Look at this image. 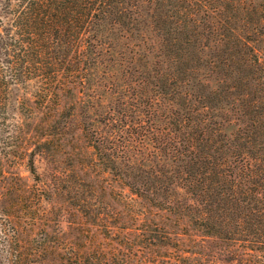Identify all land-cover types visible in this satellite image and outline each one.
Segmentation results:
<instances>
[{
	"label": "trees",
	"instance_id": "16d2710c",
	"mask_svg": "<svg viewBox=\"0 0 264 264\" xmlns=\"http://www.w3.org/2000/svg\"><path fill=\"white\" fill-rule=\"evenodd\" d=\"M148 1L164 55V64L152 68L149 90L141 83L148 71L139 70L141 80L126 74L139 69L133 55L124 63L123 57L104 62L110 49L101 29L107 23L137 29L139 0H3L0 14L10 19H0V109L11 86L30 80L35 101L59 104L100 66L110 84L137 90L107 116L109 134L123 137V164L130 170L122 192L130 203L125 218L135 225L103 240L82 232V241L74 243L44 206L47 194L18 178L3 186L0 200V264H190L203 255L197 248L203 237L197 236L229 241L238 264H264V0ZM214 2L217 27L229 34L216 37L217 51L205 58L200 49L207 42L169 35L171 15L177 21L183 18L179 9ZM208 64L217 74L214 84L194 74ZM33 155L31 150L27 167L38 180ZM237 164L244 170L240 176L233 170ZM176 184L202 209L172 210L170 202H155L152 195L162 191L167 198ZM137 198L169 207L183 228L167 229L151 218L150 208L137 210ZM185 238L192 247L184 248Z\"/></svg>",
	"mask_w": 264,
	"mask_h": 264
},
{
	"label": "rangeland",
	"instance_id": "374dc122",
	"mask_svg": "<svg viewBox=\"0 0 264 264\" xmlns=\"http://www.w3.org/2000/svg\"><path fill=\"white\" fill-rule=\"evenodd\" d=\"M217 6L214 2L208 7L187 5L179 9L178 15L183 18L176 21L177 14L171 15L172 31L169 35L173 38H196L207 42V45H202L200 53L202 57L210 58L217 51L213 40L229 34L228 31L222 34L217 27L220 22ZM4 8L3 0H0V12ZM137 9V29L128 32L110 23L101 29L103 39L110 49L104 62L109 63V57L120 61L123 57L124 63L125 59L133 55L139 69L131 68V73L126 74L141 80L139 70L148 71L149 75L141 83L148 86L149 90L153 79L151 75L154 74L152 68L164 64V55L161 53L160 36L152 25V4L148 0H139ZM191 12L197 20L196 24L190 19ZM0 19L8 20L10 16L1 13ZM144 61L146 65L141 66ZM103 69V66L94 69L89 81L76 88L73 94H65L59 104L35 101L33 80L13 85L8 92L7 105L0 109V200L4 196L3 186L18 178L28 183L30 189L39 187L48 196V201L44 200V206L52 211V218L58 216V225L74 243L82 241V232H95L103 240L109 239L103 235L110 231L121 234L125 225H135L134 222H126L125 215L129 212L130 203L122 196V192L127 190L124 180L128 177H125V172H130L123 164V137L120 133L109 134L107 116L118 101L130 94V91L136 92L137 87L127 91L122 82L110 84L104 78ZM194 74L211 84H214L212 78L217 75L209 64L198 66ZM44 127L48 129L44 130ZM31 150L34 152L38 180L33 178L27 167ZM163 165V162H159V167ZM233 170L239 176L244 173L240 164L235 165ZM167 173L170 174L169 171ZM170 194L165 198L160 191L152 196L156 203L170 202L172 210L181 209L183 205H188L195 213V207L202 209V204L182 184L173 185ZM167 199L169 201H165ZM134 205L137 210L150 208L151 218L164 223L167 229L183 228L175 225L174 215L170 213L169 207L166 209L161 205H150L149 201L142 198H137ZM2 219L0 217L4 223ZM102 222L111 229L108 231ZM191 226L186 225L184 229L196 231ZM201 237L203 246L197 248L203 255L198 256L199 262L189 259L190 264H238L231 259L233 247L229 241L218 237L197 236L200 240ZM111 243L115 244L113 241ZM182 245L185 249L192 247L188 238L184 239ZM183 254L186 255L187 251Z\"/></svg>",
	"mask_w": 264,
	"mask_h": 264
}]
</instances>
